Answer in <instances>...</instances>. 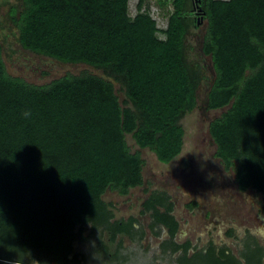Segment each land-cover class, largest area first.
Here are the masks:
<instances>
[{
	"label": "trees",
	"instance_id": "obj_1",
	"mask_svg": "<svg viewBox=\"0 0 264 264\" xmlns=\"http://www.w3.org/2000/svg\"><path fill=\"white\" fill-rule=\"evenodd\" d=\"M145 1L134 16L129 0L10 6L24 49L100 72L30 83L8 72L0 43V264H71L75 231L81 236L88 225L108 235L102 246L112 259L123 236L143 239L138 219H117L104 195H128L144 184L145 160L127 135L162 163L181 153V121L196 108L208 77L186 52L187 34L201 17L207 24L201 51L214 70L207 108L227 107L209 124L216 156L234 170L240 191L262 195L264 213V0H197L201 13L193 0H158L173 4L166 28ZM142 206L152 233L166 229L161 251L179 253L177 264H264V246L250 234L240 256L213 241L203 249L179 243L180 222L166 190H154Z\"/></svg>",
	"mask_w": 264,
	"mask_h": 264
},
{
	"label": "rangeland",
	"instance_id": "obj_2",
	"mask_svg": "<svg viewBox=\"0 0 264 264\" xmlns=\"http://www.w3.org/2000/svg\"><path fill=\"white\" fill-rule=\"evenodd\" d=\"M139 0H129V13L136 15ZM196 10L199 4L193 0ZM21 0H0V43L7 70L26 81L43 85L68 72L79 74L85 69L100 72L87 64L63 63L54 58L36 54L24 49L19 42V30L9 15L11 5H20ZM145 8L157 20L160 28H166L168 17L173 12V4L160 5L158 0H146ZM206 20L197 19L196 27L187 34V56L191 63L205 67L208 77L198 90V104L188 112L181 123L185 130L181 153L170 163H162L149 148L140 149L127 135L132 151L139 150L144 164V184L131 189L128 195L107 191L104 199L110 202L117 219L134 216L137 227L145 229L143 239L132 240L123 236V244L118 257L109 258L102 246L108 235L100 228L92 232L88 225L77 236L75 231L70 252L71 264H177L175 255L162 253L161 242L168 238L166 229L159 236L149 229L151 218L144 213L143 202L154 190H166L175 204L174 214L180 222L176 236L179 243L190 240L193 249H203L210 241L217 246L226 245L240 256L244 239L248 234L258 238L264 246V213L262 195L254 189L240 191L233 169H226L216 156V144L210 134V122L226 109L209 110L208 91L214 70L210 56L201 51L202 38L206 30ZM160 37H165L159 33ZM116 90L123 100L124 92L116 83ZM197 202L190 208L188 204ZM233 232V234H231ZM117 242L110 249L115 252ZM34 264H39L35 262Z\"/></svg>",
	"mask_w": 264,
	"mask_h": 264
},
{
	"label": "clouds",
	"instance_id": "obj_3",
	"mask_svg": "<svg viewBox=\"0 0 264 264\" xmlns=\"http://www.w3.org/2000/svg\"><path fill=\"white\" fill-rule=\"evenodd\" d=\"M198 8H199V6H198ZM24 115H25V117L30 116L31 115L30 110L25 111Z\"/></svg>",
	"mask_w": 264,
	"mask_h": 264
},
{
	"label": "water",
	"instance_id": "obj_4",
	"mask_svg": "<svg viewBox=\"0 0 264 264\" xmlns=\"http://www.w3.org/2000/svg\"><path fill=\"white\" fill-rule=\"evenodd\" d=\"M202 12V10H201V8L199 7L198 8V13H201ZM202 18V17H201ZM212 84V83H211ZM211 87V86H210Z\"/></svg>",
	"mask_w": 264,
	"mask_h": 264
},
{
	"label": "flooded vegetation",
	"instance_id": "obj_5",
	"mask_svg": "<svg viewBox=\"0 0 264 264\" xmlns=\"http://www.w3.org/2000/svg\"><path fill=\"white\" fill-rule=\"evenodd\" d=\"M195 17H197V16H196V12H195Z\"/></svg>",
	"mask_w": 264,
	"mask_h": 264
}]
</instances>
